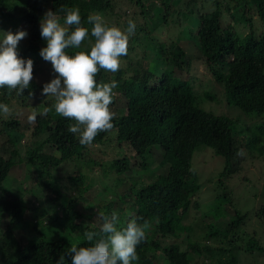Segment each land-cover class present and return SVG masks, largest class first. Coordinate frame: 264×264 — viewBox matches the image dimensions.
Here are the masks:
<instances>
[{
	"label": "trees",
	"instance_id": "obj_1",
	"mask_svg": "<svg viewBox=\"0 0 264 264\" xmlns=\"http://www.w3.org/2000/svg\"><path fill=\"white\" fill-rule=\"evenodd\" d=\"M121 1L0 0V30L10 21L14 32L26 30L30 34L29 44H18V54L25 60L41 57L46 40L41 37L40 21L48 10L56 12L63 23L66 10L76 7L82 25L89 30L90 14L103 15L109 25L107 15H124L126 23L134 21L135 32L144 36L143 40L137 41L140 35H136L129 41L141 51L140 59L138 54L135 61L123 56L128 57L125 68L116 73L101 71L97 76L98 81L118 82L112 111L116 114V105L123 102L126 112L116 114L114 129L97 135L91 145H81L67 130L73 122L57 116L54 110L47 116L37 115L34 123L28 121L32 112L54 102L42 94L44 85L31 81L22 95L0 88V103L11 106L13 100L18 102L11 118L0 117V264H56L61 254L65 264H71L68 248L86 245L85 231H99L101 211L109 216L116 212L121 226L131 219L150 223L146 241L137 246L139 260L135 264H239L244 257L263 254L264 245L253 231L247 237H229L247 213L230 212L232 191L225 187V181L240 174L239 155L245 150L264 159V0H129L132 12L120 5ZM19 3L27 11L17 9ZM156 30L163 38L154 34ZM177 37L185 39V46ZM189 43L196 47L194 53L186 51ZM82 48H90L87 41ZM67 51L73 54L75 50ZM195 60L205 66L213 84L185 78ZM35 73L33 69V77ZM214 97L222 99L226 112L204 106ZM99 143L122 153L107 161L98 160L90 148ZM202 147L222 158L221 170L211 179L213 186L207 187L213 197L205 209L200 197L205 186L203 174L193 161ZM16 160L29 163V171L34 167L30 164L38 162L41 170L31 172L33 182L44 176L57 177V187L44 180L53 194L40 197L33 188L27 189L28 195L11 193L5 185ZM154 162L157 177L141 180L143 175L135 167L146 171ZM94 166L99 167L107 199L77 207L91 182L95 183L88 176ZM60 167L67 170L61 172L67 184L58 175ZM112 174L115 176L109 181ZM126 180L131 182L129 187L120 191L118 187ZM217 183L222 187L218 192ZM25 186L24 178L19 179L16 188ZM72 189L76 191L73 194ZM22 199L29 204L27 212L36 213L33 222L39 221L40 226H26L24 210H18ZM117 201L119 208H115ZM197 213L209 217L199 227L195 224ZM255 216L264 228V203L256 208ZM219 219L223 225L219 226ZM196 228L202 232V240L193 238Z\"/></svg>",
	"mask_w": 264,
	"mask_h": 264
},
{
	"label": "clouds",
	"instance_id": "obj_2",
	"mask_svg": "<svg viewBox=\"0 0 264 264\" xmlns=\"http://www.w3.org/2000/svg\"><path fill=\"white\" fill-rule=\"evenodd\" d=\"M87 23L91 25L90 30L82 25L76 7L66 10L63 23L56 12H45L40 24L41 37L47 45L41 48L40 55L51 63L57 75L44 84L42 94L53 98L54 102L51 107H43L28 116V121L34 123L37 115L47 116L54 110L57 116L73 122L67 130L84 146L91 145L100 133L114 129L116 114L110 106L116 97L118 82L98 81L97 76L101 71L116 73L120 70L121 58L128 55L129 39L136 30L132 20L126 28H121L109 25L101 14H90ZM27 35L26 30H18L3 32L0 36V88L17 95H22L33 80V60H25L18 54V44ZM86 41L90 46L88 50L82 48ZM68 49L75 51L69 54ZM14 114L13 107L0 103V117L7 120ZM98 216L102 219L99 231L83 233L88 243L72 244L68 248L71 264H135L139 260L137 246L146 241L150 223L131 219L126 226H121L116 212L109 216L101 211ZM56 264H65L64 254Z\"/></svg>",
	"mask_w": 264,
	"mask_h": 264
},
{
	"label": "rangeland",
	"instance_id": "obj_3",
	"mask_svg": "<svg viewBox=\"0 0 264 264\" xmlns=\"http://www.w3.org/2000/svg\"><path fill=\"white\" fill-rule=\"evenodd\" d=\"M17 1L12 0V3L17 2ZM129 4H131L129 0H122L120 5H122V6L126 5L128 7ZM210 4L211 3L208 2V5H210ZM20 7L22 8V10L25 9V7L21 3H19L17 9H20ZM128 8L130 10L129 12L133 11V7H128ZM25 11H27V10L25 9ZM106 17H107L108 21L111 22L112 25H116V26H119L121 28L127 27L128 23H126L124 15L121 17L107 15ZM18 23H19V21H18ZM11 26L12 25H11L10 21L6 22V24H2L3 28L0 30V36L3 35V32L11 31L12 33H15L14 29ZM27 33H28V35L23 40L20 41L23 44H29V42H30V36H29L30 34H29V32H27ZM154 34H157L160 38L161 37L163 38V36H164V34L159 35V32L157 30L155 31ZM136 35H140V33L135 32L133 35L130 36L129 41L132 40ZM142 38L144 39V36L141 34L139 36V38L137 39V41L143 40ZM177 39H178V42L182 46H185V39H183V38L181 39L179 37H177ZM20 42H19V45H20ZM189 44L190 45L186 46V51L189 54L194 53L196 47L191 45L192 43H189ZM19 45H18V47H19ZM46 45H47V41L43 43V46L46 47ZM129 47H132V48L128 49V57H131L132 61H135L136 60V54H138L139 59H140L142 53H141V51L137 52L135 50V44L131 43L129 45ZM128 57H126V58L122 57L121 58V60H122L121 68H125L126 65H128V63L126 62L128 60ZM33 60L35 61L33 64V69H36V73H35L33 80H32L33 83H35V84L39 83V84L44 85V84L50 82L53 78H55V76L57 74L54 73L52 71V69L48 68V67L52 68V65L50 62H48L49 66L48 65L39 66L42 62H45L44 59L42 57H38L37 59L33 58ZM128 73H130V71H127L126 74H128ZM185 78H194L195 81H197V80L200 81V78H201V79H203L205 84H207V83L213 84V82H214L212 80L213 79L212 76L205 69V66L200 63V60H195L193 62V68L190 72H187V71L185 72ZM216 90L218 91L219 88L216 87ZM11 104H12L11 107L18 106V102H16V100L15 101L13 100L11 102ZM204 106L207 109L214 110L215 112H226L227 111L225 106H224V103L222 102V99H219L218 97H214L211 101H206ZM110 107L112 109L114 107L113 104ZM116 110H117L116 114H124L126 112V107H124V103L122 102L120 104H117ZM113 145H116V144L114 143ZM90 149H91L90 153L94 158H97L98 160H104V161L110 160L114 156L118 157L119 154L122 153V151L120 150V153L117 154L116 153L117 150L114 146L103 145L100 143L92 146ZM152 150H153V148H152ZM125 151H127V150H125ZM199 151H200L199 153L195 154L193 161H194V165L197 168H199L203 174L202 181L204 182L205 186H203V188H202L200 197H202V199L204 201V203L201 204V208L205 209V208H207V205L209 204V203L206 204V202L213 197V193L211 191H209L210 189L208 190L207 187L211 188L213 186L214 183L211 182V179H212L215 171L218 172V170L219 171L221 170L222 163L220 161L222 158L215 155L214 153H213L214 155H212L210 153L211 150L208 147H204V148L202 147L199 149ZM54 155L59 156V153L54 151ZM239 157L241 158V160H240L241 163L239 162L240 165H238L237 170L238 171L240 170V174L235 173V174H233L232 177H229L228 180L225 181V187L228 189V191L229 190L232 191V193H231L232 200L230 202L231 206L229 207L230 212H233V210H237L241 213L246 212L247 217L242 221L241 225L239 226V228H237L234 231V233L233 232L230 233L229 237L233 238V239H236L238 236L239 237H247L248 236L247 233L248 232L250 233V231H253L259 237L260 243L262 245H264V228L261 226V223L258 222V220L255 216L256 208L260 204L264 203V159H262V157L257 155V153H253L252 151H248V150L247 151L245 150L243 152V154L239 155ZM17 161L18 160L14 161V165L11 168L10 175L8 176V178L6 180V185H5L6 188H8V187L10 188L11 193H13L16 196H23V194H25V193H26V195H28L26 192L27 189L33 188L34 191L37 192L38 196H40V197H44L46 194L48 196L53 194L52 187H47L44 185V180L47 177L44 176V177L40 178V180H37L35 182H33L31 179V175H32L31 172L34 171L33 174H37L41 170V167L38 164V162L31 163L30 166H34V167H33L32 171H29V163L27 165H24L23 162L19 164ZM133 161H134V158L132 157V162ZM151 164L148 167L149 169H146V171L135 167V169H139V172H141V174L143 175L141 180H144L147 182V181H152L157 177V164H156V162H154L152 165ZM67 166L68 165H66V167ZM63 168L64 167L58 168V172L60 171V173H58V175L59 174L62 175V173L67 172V170H64ZM56 169L57 168H55V170ZM91 171H93V172H90L88 176H89V178L92 177L93 180L95 181V183L91 182L88 191L84 195H82V199L78 200V202L76 203L77 207L79 205L84 206L85 203H87V202L90 203V201H92L94 203V205H96L98 201L102 200V198L104 200L107 199V196L103 195V183L101 182L102 180L99 177V173H98L99 167L94 166V168L91 169ZM134 175H136V174H134ZM64 176L65 175L61 176V182L63 184H67L68 179ZM113 176H115V174H112L110 176L109 181H112ZM242 177H247L249 179L245 180ZM21 178H24L26 186L21 188L20 190H18L16 188V184H17L18 180ZM47 180L50 184H54L56 187L59 184L57 177H48ZM130 183H131L130 180H126V182L124 184L120 185L118 187V189L120 191H123L125 188L129 187ZM37 184H39V186H37ZM34 185H36V186H34ZM221 189H222L221 185H219L217 183V185L215 186V190L218 192ZM75 192L76 191L74 189H72V194ZM91 196H93L95 198L94 201L91 198ZM35 204H36V201H35ZM19 205H20V208L18 210H20V209L24 210L21 212H23L24 218L27 219L26 226L32 225L34 223L33 221L35 220L36 213H34L33 210L30 213L27 212V210H28L27 207L29 206V204H27L24 199L19 201ZM119 206H120L119 202L117 201L115 208H119ZM114 210L117 211V209H114ZM30 219L32 220L31 222L29 221ZM203 219H209V217L204 216L203 214L197 213L196 220H195V224H197L196 227H199L198 225H202ZM223 220H224V218H223ZM223 220L219 219L217 221L219 226H220V223H221V225H223V223H224ZM94 223H95V221H94ZM34 224L40 226L39 221H36ZM201 237H202V232H200V230H198L196 228V234L193 233V238L199 240V239H201ZM174 241H176L178 244L183 245L182 243L178 242L177 240H174ZM243 244L244 243H241L240 246H245ZM239 264H264V253L261 255L255 253V255H251L248 258L244 257V258H242V260L240 261Z\"/></svg>",
	"mask_w": 264,
	"mask_h": 264
}]
</instances>
